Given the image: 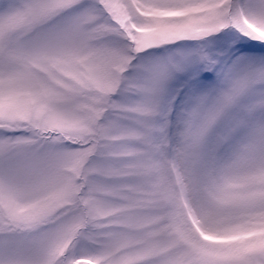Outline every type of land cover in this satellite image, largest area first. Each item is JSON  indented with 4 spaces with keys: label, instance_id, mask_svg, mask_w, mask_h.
<instances>
[{
    "label": "snow or ice",
    "instance_id": "snow-or-ice-1",
    "mask_svg": "<svg viewBox=\"0 0 264 264\" xmlns=\"http://www.w3.org/2000/svg\"><path fill=\"white\" fill-rule=\"evenodd\" d=\"M0 264H264V0H0Z\"/></svg>",
    "mask_w": 264,
    "mask_h": 264
}]
</instances>
